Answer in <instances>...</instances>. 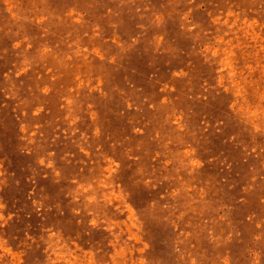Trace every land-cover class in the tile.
Returning a JSON list of instances; mask_svg holds the SVG:
<instances>
[{"label": "rangeland", "instance_id": "rangeland-1", "mask_svg": "<svg viewBox=\"0 0 264 264\" xmlns=\"http://www.w3.org/2000/svg\"><path fill=\"white\" fill-rule=\"evenodd\" d=\"M0 264H264V0H0Z\"/></svg>", "mask_w": 264, "mask_h": 264}]
</instances>
